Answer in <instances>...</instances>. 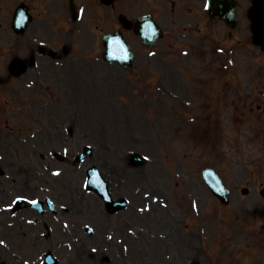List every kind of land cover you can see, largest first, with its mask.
<instances>
[{
  "label": "rangeland",
  "instance_id": "rangeland-1",
  "mask_svg": "<svg viewBox=\"0 0 264 264\" xmlns=\"http://www.w3.org/2000/svg\"><path fill=\"white\" fill-rule=\"evenodd\" d=\"M246 5L248 8V0H240L238 26L234 30L206 21L203 28L206 35L212 36V42L202 46L178 43L173 47L175 53H162L157 74H149L146 81L124 76L115 67L107 74L103 69L102 78L98 75L101 67L95 65L93 77L83 80L80 76L74 81V95L58 92L59 86L53 94L34 92L36 102L47 103L36 116L48 126L46 131L54 128L50 122L67 121L69 113L74 120L79 112L80 121L91 117L104 123L102 134L105 132L107 140L101 139L98 124L85 123L77 126L72 147L87 141L84 136H93V132L94 141H102L108 151L119 152L111 160L119 163L124 178L131 174L130 185L140 186V206L146 205L156 215L138 213L133 222L129 219L133 210L128 208L100 229L98 238L119 224L126 231L141 228L138 238L129 232L128 238L118 233L109 240V246L104 245L105 251L97 247L95 255H108L110 264H188L193 259L201 264H264V201L259 192H254L259 184H264V53L256 54L259 48L248 44L246 37H251V31ZM230 30L232 35L227 33ZM182 47L193 48L195 56L181 57L182 50H186ZM202 47H206L205 55ZM155 85L157 89L152 91L150 87ZM17 123L16 116L9 119V124ZM0 146V153L6 155L2 167L24 185L27 175L35 179L32 184L48 181L62 189L76 183L68 181L75 172L67 164L62 166L38 157L26 164L24 147L13 137L0 139ZM130 150L144 153L147 161L128 165L124 158ZM42 163L62 167V173L68 171L70 177L63 174L66 176L54 179L44 171ZM204 165L217 168L226 185L246 186L250 192L239 193L229 205H221L200 176ZM1 183L10 182L1 179ZM133 186L126 189L129 198L135 194ZM262 207V212L255 214ZM67 218L72 219L69 211ZM21 227L25 228L23 224ZM33 229H27L22 237L17 230L8 228L1 237L9 242V250L18 255L10 251L6 254L1 248L0 259L24 264L28 258V264H35L32 259L38 258V246L51 248L58 257L75 256L74 252L65 255L68 238L61 240L65 244L61 249L58 233L40 242L32 235L38 227ZM78 237L85 250L93 247L91 242L86 243L90 238L83 233ZM33 242L34 252L30 251ZM82 255V262L77 260L74 264L102 263L87 258L85 251Z\"/></svg>",
  "mask_w": 264,
  "mask_h": 264
},
{
  "label": "flooded vegetation",
  "instance_id": "flooded-vegetation-1",
  "mask_svg": "<svg viewBox=\"0 0 264 264\" xmlns=\"http://www.w3.org/2000/svg\"><path fill=\"white\" fill-rule=\"evenodd\" d=\"M23 0L27 10L30 14L37 13L42 15L37 26L33 28L32 32L27 33L28 29L24 31L22 35H18V38H14L11 42V58L12 56L18 55L24 57L26 60L34 52L35 62L36 54L40 56L38 70L28 71V68L23 72V76L31 75L35 78H47L51 74H57L61 70L67 71L69 74L72 72L76 73L77 65L79 62L78 58V47L79 41L86 47H93L92 39L94 33V23L91 21V12L94 9L95 0H54V3L46 4L47 0ZM81 1L84 4L83 18L81 21H77L72 16L71 5L78 9L77 2ZM142 0H133V2L139 6ZM152 2L153 0H149ZM169 0H162L161 3H153V11L159 13L160 8H165ZM121 12L125 13L129 18L132 19L133 13L129 12L128 0H121ZM39 3L45 6L38 8ZM187 14L200 15V10L196 4L188 3L185 5ZM46 8L49 12H46ZM37 11V12H36ZM204 15V13L202 12ZM109 16H106V20L109 21ZM31 22H34L32 18ZM32 24V23H31ZM36 25V24H35ZM28 28V26H27ZM39 31V34H38ZM125 37L129 38L130 41L134 42L137 37L131 29H122ZM81 32V33H80ZM30 36L38 39L31 40ZM38 43L43 44L39 47ZM14 58V57H13ZM55 64V70L52 66V62ZM82 62L90 65L91 60L88 57L87 60L83 59ZM34 65V64H33ZM89 69V67L87 68ZM54 70V72H53Z\"/></svg>",
  "mask_w": 264,
  "mask_h": 264
},
{
  "label": "water",
  "instance_id": "water-1",
  "mask_svg": "<svg viewBox=\"0 0 264 264\" xmlns=\"http://www.w3.org/2000/svg\"><path fill=\"white\" fill-rule=\"evenodd\" d=\"M253 4L254 5L251 12V18L253 20L255 40L264 48V0H253ZM214 6L224 12L226 11V6L224 4H213L212 10H215ZM228 11H230V16L232 17L234 13L233 7L231 6L230 10ZM228 21L232 22L231 20ZM213 182L214 185H216L215 179H213ZM218 196L222 199V201H225L227 198V195H224L222 193H218Z\"/></svg>",
  "mask_w": 264,
  "mask_h": 264
}]
</instances>
